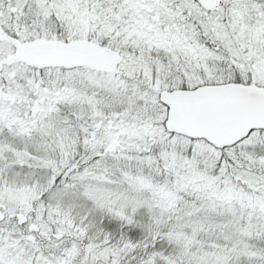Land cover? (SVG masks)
<instances>
[{
    "label": "snow or ice",
    "instance_id": "obj_1",
    "mask_svg": "<svg viewBox=\"0 0 264 264\" xmlns=\"http://www.w3.org/2000/svg\"><path fill=\"white\" fill-rule=\"evenodd\" d=\"M0 264H264V0H0Z\"/></svg>",
    "mask_w": 264,
    "mask_h": 264
}]
</instances>
